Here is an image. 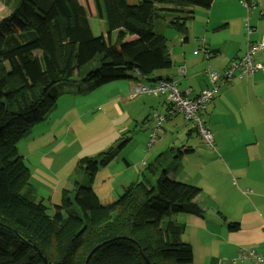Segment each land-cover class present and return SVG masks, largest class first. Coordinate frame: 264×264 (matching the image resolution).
Segmentation results:
<instances>
[{"label": "trees", "instance_id": "16d2710c", "mask_svg": "<svg viewBox=\"0 0 264 264\" xmlns=\"http://www.w3.org/2000/svg\"><path fill=\"white\" fill-rule=\"evenodd\" d=\"M99 1L106 35L94 36L79 0H0L8 11L0 19V264H84L95 247L87 264H195L176 215L202 216L195 202L201 190L168 177L191 149L162 152L106 204L90 177L127 140L82 157L75 172L82 177L71 180L52 216L18 152L29 128L48 119L63 94L55 89L60 83L71 80L77 96H89L117 81L166 79L155 76L173 66L165 31L187 41L195 9L208 10L214 0Z\"/></svg>", "mask_w": 264, "mask_h": 264}, {"label": "crops", "instance_id": "0c3cea01", "mask_svg": "<svg viewBox=\"0 0 264 264\" xmlns=\"http://www.w3.org/2000/svg\"><path fill=\"white\" fill-rule=\"evenodd\" d=\"M229 1L214 0L210 9L194 12V18L189 23L187 41L183 42L182 37L171 35L169 54L173 66L155 76L177 81L179 90L185 96L195 98L211 86L207 71L221 75L233 59L243 55L247 45V39L243 36L242 19L245 10L239 7L241 17L238 15L237 18ZM256 11L253 12V20L256 19ZM198 15L202 21H197ZM223 32H226L228 37H225ZM219 36L225 37L226 44L218 41ZM263 38L264 28L259 33H253L248 43H257ZM236 43L239 46L234 51L231 46L234 48ZM212 50L217 53L211 55ZM256 58L255 61L264 66V53L261 56L257 54ZM179 66H184L183 77L177 74ZM263 71L256 72L250 78L234 79L230 83L220 85L213 99L206 104L202 117L213 135L214 149L203 151L198 146L202 142L200 137L181 116H166L167 105L164 98L160 110H149L150 116L157 114L166 117L161 123L163 138L158 137L153 146L151 145L152 150L144 152L145 158H138L144 165L139 176L147 164L171 147L192 150L177 162L174 161V172L170 171L168 177L201 190L195 202L203 210L202 216L184 213L176 215V221L185 226L184 239L181 238V241L191 246L195 264H231V259L240 251L264 254ZM126 82L131 85L127 95L139 84H153L151 79ZM153 122L154 127L149 133L155 130V118ZM197 152L206 154L196 163L197 168H191L194 172L199 171V175L189 174L190 178H181L178 169L182 166L179 161L188 156L190 158L186 160L190 161L191 156H195ZM76 169L77 167L68 180L65 176L61 181L64 184L61 193L71 188ZM96 174L90 177L92 188ZM29 182L33 187L31 180ZM242 189L251 193L248 194ZM35 192L37 194L36 190ZM55 193L57 192L53 194ZM38 196L43 202L47 199ZM60 202H57L58 205ZM230 225H233L234 229H230ZM188 231L191 234L189 238ZM238 264L253 262L244 259Z\"/></svg>", "mask_w": 264, "mask_h": 264}, {"label": "rangeland", "instance_id": "374dc122", "mask_svg": "<svg viewBox=\"0 0 264 264\" xmlns=\"http://www.w3.org/2000/svg\"><path fill=\"white\" fill-rule=\"evenodd\" d=\"M79 1L88 15L92 34L94 36L106 35L100 1ZM243 1L230 0L229 2L237 18L238 15L241 17L239 7L245 10L242 18L244 20L243 36L248 43L253 33H259L264 28V0H249L251 5L254 4L252 7L250 5L249 7L243 6ZM127 2L136 3L135 0H127ZM253 9H257V11ZM250 10L256 11L255 20H253V12ZM196 11L203 10L196 8ZM259 11H261V15ZM7 12L6 7L0 3V19ZM197 21H202L199 15ZM173 33L171 30L165 31L169 49L172 44L170 37L175 35ZM223 35L228 37L226 32H223ZM225 37L219 36L218 41L226 44ZM238 46L236 43L234 48L233 45L231 48L235 51ZM232 50L227 49L229 52ZM262 51L257 54L261 56L264 53V50ZM257 54L254 59H257ZM71 83L70 80L69 83H60L55 87L63 94L56 101L48 119L31 126L29 135L16 143L18 152L29 170V181L31 180L33 188L37 191V196L47 198L43 205L49 216L54 214L53 206L58 205L57 202L62 199L61 188L64 184L61 181L65 176L68 180L74 173L78 160L82 157H95L110 148H117L120 143L127 140L125 145L118 150L114 160L106 167L99 169L95 175L93 190L102 204L117 200L126 186L139 180L138 174L144 165L142 161H138V158H143L146 150L150 152L154 144L151 147L148 146L149 137L152 135V132H149L154 127V114L151 115V118L149 110L151 108L160 110L161 101L164 98V96L148 95L134 97L132 91L127 95L131 85L126 81H117L101 86L91 94H85L89 96H77L74 92L76 86ZM120 84L121 87L118 86ZM82 87L85 86L82 85ZM158 137L163 138L162 129L159 131ZM198 146L203 151L208 149L202 142ZM205 155V152L202 155L197 152L195 156H191L190 161L186 160L190 158L189 156L183 158L181 162L179 161V165L182 166L178 169L180 177L188 179L190 175H199V171L194 172L191 168L192 166L197 168L196 163H199V160ZM174 169L172 168L171 171ZM74 176L78 179L82 177L79 173ZM153 182L154 179L150 178L151 185ZM242 191L245 190L242 189ZM54 192L57 193L53 194ZM149 192L153 193V187ZM245 192L251 193L250 191ZM49 199L53 200V203ZM71 200L73 201V196ZM62 214L65 215V211ZM187 233V238H189L191 234L189 231ZM181 238L184 239V235Z\"/></svg>", "mask_w": 264, "mask_h": 264}, {"label": "built area", "instance_id": "2783aa9c", "mask_svg": "<svg viewBox=\"0 0 264 264\" xmlns=\"http://www.w3.org/2000/svg\"><path fill=\"white\" fill-rule=\"evenodd\" d=\"M248 32H250L249 29ZM263 49L264 39L257 43H247L243 55L233 59L221 75L207 71L211 86L195 98L185 96L179 90L177 81L171 78L158 80L150 85L139 84L134 88L132 95L134 97L138 95L164 96L167 105L166 116H181L191 124L192 129L196 131L203 144L209 149H214L213 135L202 117L206 104L213 99L220 85L230 83L234 79L250 78L256 72L263 70L264 66L254 59V56ZM177 74L183 76V68H179ZM154 118L156 127L150 136L148 146L156 142L161 130V123L166 117L156 114ZM244 259H250L253 264H264V254L259 255L252 251H240L235 258L231 259V264H238Z\"/></svg>", "mask_w": 264, "mask_h": 264}, {"label": "water", "instance_id": "95a60500", "mask_svg": "<svg viewBox=\"0 0 264 264\" xmlns=\"http://www.w3.org/2000/svg\"><path fill=\"white\" fill-rule=\"evenodd\" d=\"M96 249V247L87 255V257H86V259H85V263L84 264H87V261H88V259H89V257H90V254L94 251ZM40 255V254H39ZM42 260H43V264H46V260L44 259V258H42Z\"/></svg>", "mask_w": 264, "mask_h": 264}]
</instances>
